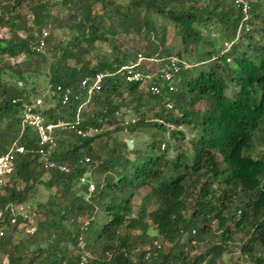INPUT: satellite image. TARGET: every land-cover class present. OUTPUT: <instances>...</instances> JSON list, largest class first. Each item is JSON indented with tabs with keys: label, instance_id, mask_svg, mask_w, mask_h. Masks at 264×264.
I'll return each mask as SVG.
<instances>
[{
	"label": "trees",
	"instance_id": "1",
	"mask_svg": "<svg viewBox=\"0 0 264 264\" xmlns=\"http://www.w3.org/2000/svg\"><path fill=\"white\" fill-rule=\"evenodd\" d=\"M248 3L244 17L232 0H129L125 6L111 0H61L67 13L63 23L59 16L49 14L52 3L46 0H0V28L8 33L0 36V153L18 137L24 109L33 108L34 100L44 94L45 85L32 87L35 74H42L37 69L40 64L46 66L45 83L71 89L65 103L44 96L53 102L40 110L47 119H73L83 102L80 126L111 123L120 105L140 104V91L145 88L161 103L162 108L154 113L161 123H147L141 117L128 123H133L129 131L137 125L164 131V123L186 124L196 131L184 147H172L177 151L171 155L168 141L163 148L157 141H149L144 146L147 152L132 141L129 148L123 141V152L113 147L100 163L95 151L100 141L94 139L110 130L88 138L69 132L73 139L61 143L57 139L52 157L69 167L67 173L43 168L37 154L31 152L35 148L33 134L24 131L18 140L26 150L15 155L12 175L0 188V253L4 264H76L79 238L91 254L86 264H219L221 254L239 232L245 235L239 247L242 255L250 264H264V147L256 156L251 154L255 133L264 145V0ZM26 13L30 24H26ZM154 14L172 25L183 49L208 47H201L203 55L194 68L177 63L175 71L169 69L178 77L174 89L159 77L164 63L170 67L168 57L173 54L161 48L165 25H156ZM47 25L66 27L71 35L60 41L48 34L44 44L52 45L48 52H40L36 49L39 32ZM117 27L121 33L145 30L157 39L147 38V50H132L133 59L120 53L111 61L100 60L89 67L83 53L96 40L110 41ZM211 30H217V38ZM203 31L210 38L204 37ZM139 52L154 61L148 62V69L138 70L150 72L152 64L153 69L158 67L157 76L145 85L141 80L127 81L125 72L118 71ZM20 55L23 59L14 64L3 59ZM97 71L108 75L101 89L86 102L78 83ZM4 73H11L12 80L3 79ZM152 84L158 87L157 94L149 91ZM140 85L144 87L139 89ZM124 91L128 100L116 104L113 97ZM29 95H33L30 101L26 100ZM194 97L205 98L202 111L185 108ZM165 102L177 107L179 115L169 113ZM174 133L171 131V136ZM183 137L181 134L179 139ZM84 157L89 161L85 163ZM38 168L41 171L36 172ZM108 169L114 176L100 180V172ZM87 171L97 175L92 178L94 190L89 194L76 181ZM42 173L45 179L39 178ZM36 183L46 195L33 203L34 229L14 239L22 218L17 216L10 223L11 208H26L28 196L37 192ZM144 186L148 187L147 199L133 213L130 198L134 190ZM150 205L154 207L148 209ZM97 209L103 214L95 218ZM150 226L154 231L151 237ZM93 248L100 252L93 254Z\"/></svg>",
	"mask_w": 264,
	"mask_h": 264
},
{
	"label": "rangeland",
	"instance_id": "2",
	"mask_svg": "<svg viewBox=\"0 0 264 264\" xmlns=\"http://www.w3.org/2000/svg\"><path fill=\"white\" fill-rule=\"evenodd\" d=\"M49 3H52V5L50 6L49 9V14L50 15H57L60 17V21H62L63 23H66L67 21V13L65 14V9H63V7L60 5V1L61 0H46ZM113 2V4H118V5H124L126 3L129 2V0H111ZM0 7H2V4H0ZM24 7V6H23ZM95 9L97 12H101L100 9V5L96 4ZM23 11H25V7L23 8ZM27 12V10H26ZM154 23H156V25H165V32H164V37H163V46L161 48H164V50H167L168 52H172V57H168V60H173L174 62L181 64L183 66V68H194L193 66L199 64L197 61L198 58H200L201 55H203V52L200 51V49H205L208 48L207 45H201L196 48L193 49V47L191 46H187L185 47V49H183L181 47V45L179 44V38L178 36H176L174 34V29L172 28V25L166 21V19H163L161 16L158 15H152ZM26 19V24H30V15L28 13H26L25 16ZM50 27V28H49ZM45 28L48 31V34L53 35V37L57 38L60 41H65L66 39L69 38V36L71 35V32L66 28V27H58V28H53L52 26H45ZM211 35L213 34L215 38L218 37V33L216 32L217 30H211ZM50 32V33H49ZM160 32V31H159ZM47 34V35H48ZM203 35L206 38H210V36L203 31ZM0 36L2 37H7L8 33L7 30L5 28H0ZM155 38L154 36H152V34H149L148 32H146L145 30H141L140 32H136V31H129L127 33H121L120 27H117V33H115V35H113L110 39V41H104V40H96L93 45L91 46V49L86 52L83 53L82 58L88 63L89 67H93L95 66V64L97 63V61L100 60H104V61H111L112 58L116 55V54H120V53H126L127 56H129V59H133V54H132V50H136L137 51L140 48H145L146 45V41L147 38ZM157 39V38H155ZM52 45V43H51ZM50 45V46H51ZM45 44L43 45L42 49H40V52H44L47 51L50 48V46H45ZM226 47H228V44H225ZM85 47V45H84ZM202 47V48H201ZM147 50V49H146ZM175 52V54H174ZM137 54H141L142 53H136L135 57ZM134 57V58H135ZM147 57V56H144ZM148 58H152V57H148ZM3 59H8L10 64H14L17 62H20L23 59V56L20 55L16 58H7L5 56H3ZM33 59V58H32ZM31 59V60H32ZM146 60H141L140 64L143 63ZM150 63H153V61H148ZM67 63L72 64L73 65V61H67ZM1 64V62H0ZM167 66V64H163V67ZM23 67V66H21ZM33 67V66H32ZM158 68V67H157ZM157 68L153 69V64L151 65V69L150 72L152 74V78L155 77V75L157 76ZM39 73L42 74H35L36 77L34 79H32V87H34L35 89H41L43 87V85L46 86L47 83H45L47 81V76L44 74L45 70H46V66L45 64H40V66L37 67ZM160 70H158L159 72ZM154 73V74H153ZM9 75H12L11 73H4L1 75V77L7 81H11L12 78H10ZM172 79V81L170 80ZM168 80V85L170 84L171 87H173L172 89H174V87H177V82H178V77L175 75L174 73V77L171 76ZM158 82H162L161 80H159ZM143 85L146 84V81H144L142 83ZM161 84V83H160ZM17 85H21V83L17 82ZM140 85V88H143L144 86ZM162 85V84H161ZM44 86V87H45ZM43 93V92H42ZM126 93V91H124L123 93H121L120 96H114L113 97V101L117 104L118 102H120V100L126 102L128 100V97H125L124 94ZM140 93L142 94L140 96V104L136 106V104H134V102L131 103H124L123 105H120L119 109L117 110L116 114L114 115L115 118L111 119V123H104V121L100 124V127L102 128L101 132H103L106 129L110 130V133L108 135H103L100 139H94L99 140V147L95 150L97 155H98V163H100L101 159H104L106 157H108L110 154L109 152L111 148L114 147V151L116 149V147H118L120 149V144L125 141V140H130L132 141L133 144H135V146L140 149V150H144V152H147V148H144L145 145H147V143L151 140H155L157 141V144H159L160 148L164 147V141H168L169 142V151H168V155L173 154V152L177 151V150H172V147L175 146H180V147H184L186 144L185 142L187 141V139H190L192 136H194L196 134V131L193 130L191 128L190 125H186V124H174V123H164V127L166 129H164V131L162 129H157V127L155 128L154 126L152 127H145V128H140V125H137V129H135L134 131H129V127L130 125H132L133 123H136L139 118L143 117L145 122L147 123H161L159 118L154 116V113L158 112L162 107H161V103H159L157 101V99L155 97H150L146 92L145 88L143 89V92L140 91ZM45 94H42V96H39L40 98H42L43 100V108L49 107L52 105L53 102H49L47 101L46 97H44ZM124 96V97H123ZM1 99V97H0ZM33 99V95L30 97H27L26 100H32ZM166 99V97L164 96V100ZM162 100V99H161ZM166 103L169 104V106L166 105ZM170 102H165L166 105V109H168V112L171 113L173 116H177L179 115V109L176 107H170ZM173 104V102H172ZM135 105V106H134ZM204 105H205V98L202 97H194L190 104H186L185 108L191 110L192 112L195 111H202L204 109ZM170 107V108H168ZM167 111V110H166ZM82 117V116H81ZM134 121V122H133ZM162 121V120H161ZM130 122H133L131 124H128ZM171 131H175V133L171 136ZM181 131V132H179ZM100 132V133H101ZM62 133V134H61ZM154 133H158V136L154 137L153 134ZM57 139H60V143L61 142H66V140H72L73 138L70 137L71 135L69 134L68 131H63L61 130L60 132L57 131ZM183 135V139L180 140V135ZM254 151L251 152L252 156H256L258 154V152L264 147V145L260 144L259 140H258V134L255 133L254 134ZM93 145V143H92ZM119 145V146H118ZM62 146V144H61ZM132 147V146H131ZM129 147V148H131ZM156 149V148H155ZM154 149V150H155ZM121 152H123V147L120 149ZM113 151V152H114ZM112 156V154H111ZM131 157V156H130ZM132 158V157H131ZM41 170L36 169V172H39ZM108 171V172H107ZM107 171H103L100 172L99 174V179L102 180L104 178H111V176H114V171L112 170H107ZM97 177V175L95 174V172L90 171V179L92 180V178ZM46 174L42 173L39 178L40 179H45ZM20 184H16V186L19 187ZM34 188L36 189V193L34 195H29L28 196V201L25 202L26 208H24V212L27 214V218L25 220V222L23 223H18L17 224V231L14 233V239H16L17 237H20L21 235L25 234V232L27 233V228H29V226L34 224L35 221V214H34V201L36 200H41L44 199L46 192L44 190V188L42 187L41 184H35ZM52 191V190H51ZM148 192V187L144 186V187H139L136 190H134L133 195L130 198V206L132 209V212L135 213V211L137 210V208L139 207L141 201L143 199H147L146 198V194ZM153 205L148 206V209L153 208ZM102 212L97 209L95 210V218H98L100 216H102ZM213 225V224H212ZM136 232H138V230H136ZM152 235H154V231L153 229H151V226L149 227L148 230V236L151 237ZM245 240V235L239 233H236L233 235V238L231 240V242H229V246L227 247V249L221 254L220 259H219V264H250V261L245 258L242 253L239 250L240 244ZM158 241V240H157ZM159 242V241H158ZM159 244V243H157ZM93 254L97 255L100 251L98 248H93L90 249ZM193 252H190V255H192ZM4 257L3 254L0 253V264H4Z\"/></svg>",
	"mask_w": 264,
	"mask_h": 264
},
{
	"label": "built area",
	"instance_id": "3",
	"mask_svg": "<svg viewBox=\"0 0 264 264\" xmlns=\"http://www.w3.org/2000/svg\"><path fill=\"white\" fill-rule=\"evenodd\" d=\"M233 3L239 6L244 13L245 11H247L249 6L248 0H233ZM47 34H48L47 29L45 27L41 28L39 32L38 44L36 46V49L38 51L42 49L44 45V39L47 36ZM141 60H146V61H144L145 63L143 62L140 64ZM148 61H154V59L144 57L141 54H137L134 61L130 62L128 65L121 66L118 71L125 72V79L127 81L141 80L142 83L144 81H146V83H149L152 79L151 72H142L137 69L139 67L148 69L149 68ZM169 62H170V67H168V65L163 67V69L161 70V74L159 76L165 80H169L172 76V73L169 69L171 68L172 71H175L178 67L177 63L174 62L173 60H169ZM107 75L108 74L106 73L97 71L90 76H85L82 79H80L78 83L79 84L78 87L84 91L86 102L92 98V95L95 92L101 89L102 81L104 80V77H106ZM148 89L152 94L158 93V87L153 84L150 85ZM43 92L46 96L50 98H54V97L58 98L61 103H65L68 100V98L71 96L70 87L68 86L63 87L58 84L57 85L46 84V86L43 89ZM82 104L83 102L77 107L75 114L73 115V119H57L55 121L51 119H47L42 113H40V110H42V106H43V100L40 97H37L34 100L33 108L29 106L24 109L19 121L18 137L15 138L6 147V150L0 153V188L1 186L7 183L10 176L12 175L15 155L19 153H23L26 150L24 145L21 144L18 140L20 135L26 130H29L33 134L35 148L31 149V152L37 154L38 160L43 168L55 169L58 172H62V173L69 172V167L65 163L56 161L52 158L53 153L55 152L57 147V137H56L57 131L59 132L61 130L68 131L78 137L88 138V137H94L95 135L99 134L102 130L100 126L86 125L82 127L79 125L81 121L80 106ZM166 105L169 106L168 103H166ZM83 161L86 163L89 161V158L84 157ZM76 181L78 185L85 186L86 193L89 194L94 190V183L90 179L89 171L79 175ZM1 216H2V208L0 207V218ZM17 216H20L22 218L21 222L19 223L25 222L27 218V214L24 212L23 205H16L11 208L10 223L15 222V218ZM86 223L87 221H83L84 225ZM33 229H34V225H31L26 230L27 232L31 233ZM78 245H79V253L76 264H86L87 261L90 259L91 254L85 248L84 242L82 241L81 238H79Z\"/></svg>",
	"mask_w": 264,
	"mask_h": 264
},
{
	"label": "water",
	"instance_id": "4",
	"mask_svg": "<svg viewBox=\"0 0 264 264\" xmlns=\"http://www.w3.org/2000/svg\"><path fill=\"white\" fill-rule=\"evenodd\" d=\"M125 143H126V145H127V147H131L132 146V143H131V141L130 140H125Z\"/></svg>",
	"mask_w": 264,
	"mask_h": 264
},
{
	"label": "clouds",
	"instance_id": "5",
	"mask_svg": "<svg viewBox=\"0 0 264 264\" xmlns=\"http://www.w3.org/2000/svg\"><path fill=\"white\" fill-rule=\"evenodd\" d=\"M232 2H233V0H232ZM234 4V3H233ZM235 5V4H234ZM248 5H249V3H248ZM235 6H237V5H235ZM239 7V6H238ZM249 7V6H248ZM240 10L242 11V9L240 8ZM242 13H243V15H244V17H246V13H247V11H245V13L242 11ZM47 37V36H46ZM45 37V38H46ZM44 41H45V39H44ZM66 132V131H65Z\"/></svg>",
	"mask_w": 264,
	"mask_h": 264
}]
</instances>
